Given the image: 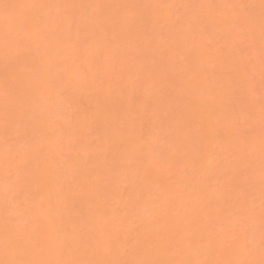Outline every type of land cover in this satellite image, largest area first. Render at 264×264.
<instances>
[{"label": "bare ground", "instance_id": "bare-ground-1", "mask_svg": "<svg viewBox=\"0 0 264 264\" xmlns=\"http://www.w3.org/2000/svg\"><path fill=\"white\" fill-rule=\"evenodd\" d=\"M37 0H0L2 4H24ZM44 3H102V4H140V5H182L213 4L219 8H199L195 10L206 24L209 34L201 35L187 25L180 27L175 20L178 15H192L193 10L161 9L148 7L131 10L142 12L151 19L146 33L132 27L135 15L113 9L108 17H98L89 21L90 30L98 32L97 41L91 47L95 50L107 47V36L119 38V49L113 55L110 52L106 69L111 73V64L121 71V87L125 81L143 80V90L138 92L131 86L121 91V87H108L105 79L104 94L107 96L101 104L91 77L97 72L94 62L86 65L88 77L74 66L71 61H64V79L69 83L66 95L50 87L56 69L45 72L41 80L32 77L25 67V57L37 55L35 45L29 51L25 47L16 48L15 42L24 40L32 30L27 17L31 10L14 9L11 14L0 9V234L6 221H12L20 231H29V225L38 222L43 233L32 247L30 258L51 259L55 248L64 239L63 227L69 234L85 233L89 242L81 247L79 241L73 242V254L69 259L101 258L93 256V250L103 246L106 237L113 240L117 234H123L128 221L141 215L143 223L140 231L144 237L152 238L154 234L172 235L199 228L205 233V243L211 244L218 252L189 253L183 244L176 245L182 251L179 254L166 252L149 256L151 259H216L235 258L239 247V228L227 219L216 221L214 232L206 229L207 220L200 211L214 193L222 191L228 182L229 167L233 153L237 148H246L253 156L256 170L252 177L256 194L254 223L258 228L259 207V159L260 131L259 104L254 97H249L257 109L254 120L248 121L245 113L231 111L232 93L226 86H221L219 77L228 65H234L238 56L231 48L236 42L254 41V59L256 63L255 86L259 94V17L260 0H39ZM255 4L254 20L239 15V31L234 39H222L231 31L233 16L240 12L225 8L223 5ZM163 33L165 40L160 39ZM11 34L12 46L8 48L7 58L4 49V37ZM217 49L223 55H217ZM179 57H186L185 63L198 65L191 79L181 74L183 65ZM53 64L56 57L53 55ZM19 60V63L17 61ZM158 62V63H157ZM6 63L17 64L16 79L13 86L20 89L23 102L17 104L18 130L15 142L11 145L14 154H19L33 161L30 172H21L20 180L14 189L6 190L4 186L5 139L3 125V89L5 85ZM211 65L217 68V77L208 75ZM159 71L160 77L152 78V71ZM175 77L170 84L167 76ZM251 83L242 78L241 88L247 90ZM156 110L163 117V122H156L150 133L140 139L145 116ZM29 111L32 119L28 120L24 112ZM79 112L81 125L70 129L64 119ZM98 113L101 123L91 128L84 123L86 116ZM239 119L241 124H251L255 131L251 135L238 136L233 124ZM31 124L38 131L34 136H25V125ZM65 134H60V129ZM127 127L129 135L120 137L115 129ZM167 136L168 145L160 142ZM78 141V142H76ZM123 145L127 152L116 153V145ZM179 151V155H177ZM142 155L137 158V154ZM161 153L166 158H161ZM65 157H72L71 169L61 171ZM114 159L119 160L114 168ZM211 161V163H209ZM147 170V174H145ZM72 175L79 180L73 185L70 197L60 192V186ZM136 192L140 197V208L127 209L125 204L128 194ZM23 193V195H15ZM169 201L174 207L169 208ZM51 205H54L52 207ZM158 206V207H156ZM144 209H147L145 212ZM149 214L159 217L158 222L146 220ZM53 221L55 227H53ZM0 258H3L0 255ZM125 258L131 259L129 255ZM143 258V250L141 257ZM258 259V254L257 257Z\"/></svg>", "mask_w": 264, "mask_h": 264}, {"label": "snow or ice", "instance_id": "snow-or-ice-1", "mask_svg": "<svg viewBox=\"0 0 264 264\" xmlns=\"http://www.w3.org/2000/svg\"><path fill=\"white\" fill-rule=\"evenodd\" d=\"M148 7H158L161 9H180L186 8L193 10L192 15H178L176 17V25L183 28L187 25L188 29H194L201 35L209 34L210 27L198 15L195 10L199 8H219L220 5H203V4H182V5H140V4H102V3H44L32 2L24 4H2L0 9L5 13L11 14L14 9L22 8L31 10V15L27 17L28 22L31 23L32 30L26 34L24 40L16 41L15 47H25L29 51L35 45L37 55L33 57H25L23 63L25 67L31 72L32 77L39 81L45 72H50L54 67L56 69L55 77L48 82L50 87L55 88L59 94L66 95L70 87L64 79V61H71L75 66L79 63V69L88 77L87 67L88 63L94 62L97 66V72L92 75L91 83L96 88L98 99H107L104 94L105 79L109 80V89L116 85L121 87V71L117 69L115 64H111V73L106 69L108 65L109 55L115 54L119 49V38L115 35L107 36V47L93 49L91 46L96 43L98 32L95 29L90 30L88 22H95L98 17H108L113 9L123 10L129 15H135L137 19L130 21L129 31L132 27H136L139 31L146 33L151 19L146 17L142 12L132 13L131 10L145 9ZM225 8L233 10L239 9L233 16L231 31L224 34L222 39H234L235 34L239 31L238 18L242 12L248 18L254 20L255 4H231L223 5ZM260 17H259V94L255 86L256 79V63L254 59L253 49L254 41L250 42H236L231 48L233 55L238 56V60L234 65H228L223 69L222 76L219 77L221 86H226L232 93L233 101L231 104V111L239 114L243 112L246 114L248 121L255 119L257 109L254 103H251L249 97H254L259 104V131H260V159H259V207L260 219L258 228L254 223V209L256 194L252 177L255 174L256 165L253 156L246 148H237L233 153L232 160L229 167V178L227 184L222 191L213 194L211 198H207L206 203L201 207L200 211L204 214L207 220L206 229L209 233L214 232L216 228V221L227 219L234 223L239 228V247L235 258L227 260L216 259H179V260H165V259H151V255L160 252L168 254H179L182 250L176 245L183 244L184 248L189 252L199 251L203 246L204 253L218 252L219 249L214 248L211 244L205 243V233L201 232L199 228L191 230L187 235L183 232H175L172 235H162L160 233L154 234L152 238L144 237L140 231L143 220L141 215L132 217L128 221V227L123 234H117L113 240L111 237H106L103 246H98L93 250V256H100L101 258L93 259H69L75 251L73 249V242L79 241L81 247H84L88 242V237L81 232L78 236L69 234L63 227L56 229L57 232H62L64 239L60 245L55 248L53 258L51 259H36L30 258L32 247L37 242V239L43 235L41 226L38 222H33L29 225V231H20L12 221H6L0 234V264H264V0L259 3ZM160 39L165 40L163 33L160 34ZM13 38L11 34H6L4 37V49L7 58V51L12 46ZM53 55L56 57V62L53 64ZM217 55H223L222 49H217ZM186 57H179L178 62L183 65L181 74L186 79H191L193 72L196 71L198 65L185 63ZM19 63V60L17 61ZM158 63V62H157ZM17 64L6 63L5 66V85L3 89V125L2 131L5 139V154H4V186L6 190L14 189L20 180L21 172L28 173L33 167V161L20 157L19 154H14L11 145L15 142V137L18 130L17 124V104L23 102L24 94L22 91L13 86L16 79ZM209 77H217V68L211 65L208 69ZM152 78L161 76L157 71L151 72ZM247 79L251 83V87L247 90L241 88V79ZM170 84H174L175 77L171 74L167 76ZM131 86L138 92L143 90V80L140 78L134 81H125L121 87L124 91ZM107 108V105H103ZM24 116L32 119L29 111L24 112ZM68 123L70 129H76L81 125V117L79 112L72 113L64 118ZM163 122V117L159 112L153 110L150 116H145L143 129L140 134V139L150 133V130L156 122ZM84 123L89 128L93 125L98 126L101 121L98 113L91 116H86ZM233 127L238 136L251 135L255 128L251 124L243 125L237 119ZM37 129L31 124L25 125L24 135L34 136L37 134ZM115 132L120 137L129 135L127 127H118ZM60 134H65V129L61 127ZM78 142V141H76ZM160 142L167 146V136H162ZM116 153H126L127 149L123 145H116ZM177 151V155H179ZM142 153L137 154V158ZM161 158H166L161 153ZM58 166L61 171L71 169L73 166L72 157H65L64 162ZM211 163V161H209ZM114 168L118 167L119 160L114 159ZM147 174V170H145ZM79 180L77 175H72L67 182L60 186V192L65 197L73 195L72 188ZM15 195H23V193H16ZM54 207V205H51ZM140 208V197L136 192L128 194L125 204L124 215L127 216V209ZM158 207V206H156ZM168 207H174V201H169ZM146 212L147 209H144ZM146 220L158 222L159 217L149 214L144 217ZM53 227L55 222L53 221ZM141 250H143V258L141 257ZM258 254V259L256 258ZM133 256L128 259L126 256Z\"/></svg>", "mask_w": 264, "mask_h": 264}]
</instances>
